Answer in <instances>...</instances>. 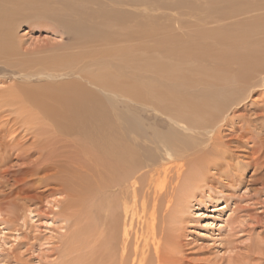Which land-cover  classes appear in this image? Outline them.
Segmentation results:
<instances>
[{
	"label": "rangeland",
	"instance_id": "obj_1",
	"mask_svg": "<svg viewBox=\"0 0 264 264\" xmlns=\"http://www.w3.org/2000/svg\"><path fill=\"white\" fill-rule=\"evenodd\" d=\"M126 197L123 264H264V0H0V264H122Z\"/></svg>",
	"mask_w": 264,
	"mask_h": 264
},
{
	"label": "bare ground",
	"instance_id": "obj_2",
	"mask_svg": "<svg viewBox=\"0 0 264 264\" xmlns=\"http://www.w3.org/2000/svg\"><path fill=\"white\" fill-rule=\"evenodd\" d=\"M9 46V45H8ZM35 52V51H34ZM27 54V53H26ZM34 66H35V64H34ZM28 68V67H27ZM42 68V67H41ZM24 69V68H23ZM22 69V70H23ZM29 69H30V67H29ZM36 69V68H35ZM27 70V69H26ZM25 70V71H26ZM22 72V71H21ZM29 74V73H28ZM48 76V75H47ZM50 76H52V75H49V77ZM52 79V78H51ZM89 80V79H88ZM93 80V79H92ZM109 80V79H108ZM94 81V80H93ZM92 81V82H93ZM121 81V80H120ZM90 82H91V80H90ZM109 92V91H108ZM109 94V93H108ZM111 94H112V92H111ZM110 95V94H109ZM123 96V95H122ZM248 96V95H247ZM109 97H111V95L109 96ZM114 97H116V95H114ZM124 98H125V96H123ZM210 97V96H209ZM112 98V97H111ZM197 98V97H196ZM226 99V98H225ZM111 100V99H110ZM211 100V99H210ZM215 100H218V98L217 99H215ZM214 100V101H215ZM245 100V99H244ZM112 101V100H111ZM202 101H203V99H202ZM221 101H223V100H221ZM237 101V103L238 104H240L238 101L239 100H236ZM219 102V101H218ZM223 102H225V100L223 101ZM185 103V102H184ZM199 103V102H198ZM227 103V102H226ZM208 104V103H207ZM237 104V105H238ZM179 105H181V104H178V107H181V106H179ZM182 105H184V104H182ZM203 105V104H202ZM202 105H201V107H202ZM212 105H214V104H212ZM230 105H232V104H230ZM233 105H235V102H234V104ZM195 106V105H194ZM205 106V105H204ZM225 106V105H224ZM174 107H177V105H174ZM178 107L176 108V109H178ZM198 107H199V105H198ZM235 107V106H234ZM39 108V107H38ZM183 108V107H182ZM200 108V107H199ZM221 108V107H220ZM220 108H217V109H220ZM230 108H232V107H230ZM181 109V108H180ZM178 110V111H180V112H183V111H181V110ZM226 109V108H225ZM183 110V109H182ZM186 110V109H185ZM212 110V109H211ZM221 110H223L224 111V109L222 108ZM234 110V109H233ZM42 111V110H41ZM176 111V110H175ZM187 111V110H186ZM199 111V110H198ZM230 111H232L231 109H230ZM229 111V112H230ZM177 112V111H176ZM175 112V113H176ZM215 112V111H214ZM235 112V111H234ZM197 113V112H196ZM227 113V112H226ZM161 114H163L162 112H161ZM167 114V113H166ZM185 114V113H184ZM188 114V113H187ZM200 114V113H199ZM198 114V115H199ZM224 114V113H223ZM193 115H194V113H193ZM197 115V114H196ZM166 117H167V115H165ZM180 116V115H179ZM208 116H210V115H208ZM220 115H217V112L214 114V117H216V118H214V117H210L211 118V121H210V123H208V122H206V121H204L203 120V117H202V120L203 121H200V119H198V120H196V122L194 123V124H191V123H187V122H183L182 121V119H181V117H178L177 116V118H173L172 119V124L174 125V126H176V127H178V129H179V131H182V132H180V133H182V134H184V136L185 137H187L188 135H189V137H191V138H197L198 139V137H204V136H209L210 137V141L211 142H216L215 141V139H217L218 138V135H219V132H217V127H218V125H219V123H220V120H223V119H225V118H223L222 116H221V118L219 117ZM225 116V115H224ZM220 118V120H219V118ZM171 120V119H170ZM172 125V126H173ZM172 128V127H171ZM198 129V130H197ZM195 130H197L196 132H193V131H195ZM155 133V135L154 136H156V137H154L155 138V143H157V145H156V148H158L159 146H160V148H162V150H164L165 151V153L167 154V157H174V150L176 151H179L180 149H183V148H180V147H178L177 148V146H175V145H173L174 143L173 142H171V141H169V140H171V139H169V135L168 136H166V137H164V136H162V135H160L159 134V132H154ZM161 133V132H160ZM196 134V135H195ZM198 135H200V136H198ZM111 136V135H110ZM208 137V138H209ZM188 138V137H187ZM190 139V138H189ZM196 139V140H197ZM205 139V138H204ZM191 140V139H190ZM189 140V141H190ZM207 140V139H206ZM208 140V141H209ZM198 141V140H197ZM198 142H200V141H198ZM223 142V141H222ZM211 145H212V143H211ZM219 146V145H218ZM217 146V147H218ZM201 147V146H200ZM197 148H199L198 146H197ZM159 149V148H158ZM210 149V148H209ZM218 149V148H217ZM127 150V149H126ZM157 150V149H156ZM161 150V151H162ZM219 150H221V149H219ZM158 152L160 151V150H157ZM188 152V150L186 151V150H183L182 152H181V155H183V154H186ZM216 152V151H215ZM219 152H221V151H219ZM108 153H110L109 154V156H112V157H114V156H117L118 157V159L119 160H113V159H106V161H112V166L109 164L110 162H108V164L106 163V161L104 160L103 162H101L99 165H104L105 163V165H109V169H108V171L106 170V173H109V178L111 179L112 178V176H111V174H112V170H114L115 169V167L119 164V163H121L122 164V166H123V168H124V174H123V176L125 177L126 176V174H127V172H128V169H130L131 170V172H132V176L134 177V174L136 173V169H138L139 167H137L135 164H134V166H132V164H128V163H125L124 161H125V158H124V155H125V152H123L122 150L121 151H119V152H117L116 150H112L111 149V151L110 152H108ZM216 153H218V152H216ZM228 153V152H227ZM162 155V156H165L166 157V155L164 154V153H161V152H159V153H157V154H155V157L153 156V155H150L149 154V156L147 157V158H145L144 159V164H146L148 167H150V165H151V167H152V165H154V166H156L159 162H161V160L162 159H160V158H156L157 157V155ZM188 154H190V152H188ZM218 155V154H217ZM104 156V155H103ZM109 156H107V157H109ZM186 157V156H185ZM204 157V156H203ZM263 157V156H262ZM163 158V157H162ZM182 158V157H181ZM164 160V159H163ZM101 161H102V159H101ZM175 161V160H174ZM173 162V161H172ZM105 165L103 166L104 168H105ZM213 165H216L215 163L213 164ZM110 166H111V168H110ZM101 167V166H100ZM145 167V166H144ZM160 167V166H159ZM182 167V166H181ZM219 167V166H218ZM79 168V167H78ZM104 168H101L100 169V176H103L104 174H102V173H105L104 172ZM181 169V168H180ZM155 170H156V168H155ZM153 171V170H152ZM178 171H180V170H178ZM160 172V171H159ZM178 174V173H177ZM150 175V174H149ZM160 175H161V173H160ZM202 175V174H201ZM90 176V175H89ZM151 176V175H150ZM152 177V176H151ZM92 178V177H91ZM100 179H101V177H100ZM159 179V178H158ZM179 179V178H178ZM199 179V178H198ZM155 180V179H154ZM157 180V179H156ZM82 181V183H81V186H82V189H80V191H83V192H85V194H89V193H91L90 192V190L88 189V188H86L87 186L89 187V188H91V183H92V180L90 179H87V178H85L84 177V179H82L81 180ZM203 181H205L204 179H203ZM77 182V181H76ZM79 182H80V180H79ZM149 182H151V181H149ZM73 184V183H72ZM87 184H89V185H87ZM76 185H77V183H76ZM86 185V186H85ZM155 185V184H154ZM163 185V184H162ZM71 187V186H70ZM159 187V186H158ZM157 189V188H156ZM92 190H93V187H92ZM124 190V189H123ZM134 190H137V188L136 187H134ZM127 198L128 197H126V198H124V200H123V205H124V213H121V214H123V218L124 219H122L121 221V223H122V227L120 226V215H119V217H118V214H115L113 217H115V221H116V225L120 228V230L119 231H115V230H113V229H110V234H108L109 235V239L111 240V245H110V247L111 248H116V244L115 243H117L116 241H117V239L119 238L120 239V241H121V244L119 245V250L116 252L115 250V253H114V251H112V249L111 250H109L110 252H109V255H111V254H113V255H111V257H112V259L114 258L115 259V255H116V253H117V255H118V259H120V262L123 264V262H124V260L126 261L127 260V256H128V254H129V249H128V247H129V235H130V232H129V228L127 227V222H128V220H127V218H128V213L131 211V210H129V203L127 202ZM139 200V199H138ZM136 202V198H135V200H134V203ZM122 204V203H121ZM112 205L115 207V206H117L118 207V204H117V202H113L112 203ZM116 208V207H115ZM119 208V207H118ZM145 208V207H144ZM118 210H120V209H118ZM116 211H117V209H116ZM156 211V210H155ZM120 212H121V210H120ZM125 214V215H124ZM152 214V213H151ZM125 216V217H124ZM165 220V219H164ZM124 225V226H123ZM152 225H153V222H152ZM124 230V231H123ZM102 233V232H101ZM106 234V233H105ZM117 235H118V237H117ZM107 236V235H106ZM115 242V243H114ZM105 247V246H104ZM106 248L108 249L109 248V246L107 247V245H106ZM118 249V248H117ZM158 254V253H157ZM145 263V258H144V256H143V258H142V260H140V264H144Z\"/></svg>",
	"mask_w": 264,
	"mask_h": 264
}]
</instances>
